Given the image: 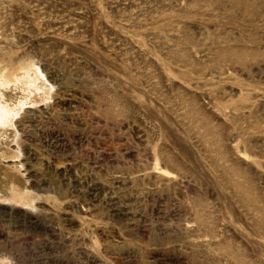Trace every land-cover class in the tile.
I'll use <instances>...</instances> for the list:
<instances>
[{
    "label": "rangeland",
    "instance_id": "1",
    "mask_svg": "<svg viewBox=\"0 0 264 264\" xmlns=\"http://www.w3.org/2000/svg\"><path fill=\"white\" fill-rule=\"evenodd\" d=\"M0 81V264H264V0H0Z\"/></svg>",
    "mask_w": 264,
    "mask_h": 264
},
{
    "label": "bare ground",
    "instance_id": "2",
    "mask_svg": "<svg viewBox=\"0 0 264 264\" xmlns=\"http://www.w3.org/2000/svg\"><path fill=\"white\" fill-rule=\"evenodd\" d=\"M2 82V81H0ZM5 85H8L7 81H3V86L0 88V99H2V89ZM9 87V86H8ZM9 107V106H8ZM7 106H3V104L0 101V127L2 125H6L8 123V120L10 116L12 115V110L9 109ZM12 117V116H11ZM3 122V123H2Z\"/></svg>",
    "mask_w": 264,
    "mask_h": 264
}]
</instances>
